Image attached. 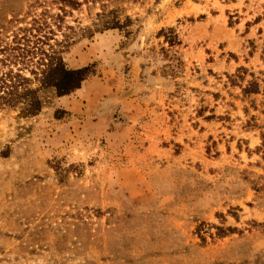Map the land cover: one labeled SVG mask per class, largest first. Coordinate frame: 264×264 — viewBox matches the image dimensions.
<instances>
[{
    "label": "rangeland",
    "instance_id": "1",
    "mask_svg": "<svg viewBox=\"0 0 264 264\" xmlns=\"http://www.w3.org/2000/svg\"><path fill=\"white\" fill-rule=\"evenodd\" d=\"M75 1L0 0V46L47 11L95 71L0 110V264H264V0Z\"/></svg>",
    "mask_w": 264,
    "mask_h": 264
},
{
    "label": "trees",
    "instance_id": "2",
    "mask_svg": "<svg viewBox=\"0 0 264 264\" xmlns=\"http://www.w3.org/2000/svg\"><path fill=\"white\" fill-rule=\"evenodd\" d=\"M65 1L69 4L71 2L69 7L78 6L75 0H62L60 4ZM65 7L68 6L62 4L60 9L65 12ZM47 19H52L58 25L62 21L59 15H49L47 11H44L39 18L32 19L30 29L21 30L23 35L15 42L16 45L0 46V110H16L18 117L22 119H31L40 114L44 107L42 98L44 91L52 90L57 98L68 96L79 90L82 83L95 73L93 65L75 69L67 67L62 53L47 43L50 40L47 34L52 33L50 28L48 33L44 31L49 26ZM129 24V18L125 19V23H121L113 17L96 27L97 30L125 31ZM87 35H90L89 29ZM45 44H47V49L42 48ZM170 45H172L171 42ZM31 66L33 68L29 70V73L33 76L32 79L23 74V71ZM13 67L17 68L13 70ZM238 78L243 79L240 75ZM242 92L245 96L258 94V84L254 81L250 82ZM60 114L57 110L55 118L61 119ZM218 230L223 232L221 229Z\"/></svg>",
    "mask_w": 264,
    "mask_h": 264
}]
</instances>
